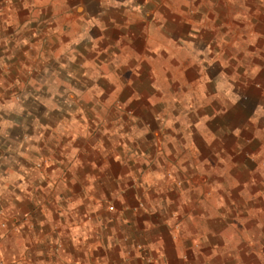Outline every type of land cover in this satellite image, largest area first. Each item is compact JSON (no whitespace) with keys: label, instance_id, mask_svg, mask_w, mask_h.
<instances>
[{"label":"crops","instance_id":"crops-1","mask_svg":"<svg viewBox=\"0 0 264 264\" xmlns=\"http://www.w3.org/2000/svg\"><path fill=\"white\" fill-rule=\"evenodd\" d=\"M63 1L34 0V8L23 3L20 14L34 10L50 24L44 29L42 23L35 25L32 33L22 36L25 43V38L35 37L24 43L32 48L31 57L21 50L15 58L13 45L4 46L0 56L3 261L11 264L18 256L23 259L19 264H264V115L235 124L228 112L235 111L240 91L233 82L223 89L218 68L210 73L211 90L199 77L189 91H180L185 123L164 124V141L172 150L162 155L154 148L158 126L145 142L132 139L131 128L136 127L127 126L128 141H89L84 147L85 123L74 119L73 107L29 106L25 98L22 103L13 101L18 89L23 96L47 88L56 94L58 88L44 82L47 77L111 81L155 79L157 74L183 80L155 67L176 63L156 39L166 46L176 38L172 33L188 29L178 21L180 14L169 8V0ZM195 2L200 15L209 18V26L200 20L202 28H225L232 33V46L248 49L251 61L230 55L221 62L231 69V80L242 67L248 83L245 93L250 103L259 98L257 109L264 112V0ZM246 17L253 21L244 23ZM25 24V32L31 30ZM217 56L207 63L216 62V67ZM138 60L147 65L139 66ZM104 85V94L112 92ZM219 107L228 114L225 118L215 114ZM163 108H153L152 118L165 112ZM60 111L71 115L60 119ZM176 128L181 138L169 135ZM247 130L253 139L250 145L244 141ZM170 167L184 182L178 189L164 179ZM140 176L146 180H138ZM115 196L116 209L107 205ZM143 202L147 209L141 210Z\"/></svg>","mask_w":264,"mask_h":264},{"label":"rangeland","instance_id":"rangeland-1","mask_svg":"<svg viewBox=\"0 0 264 264\" xmlns=\"http://www.w3.org/2000/svg\"><path fill=\"white\" fill-rule=\"evenodd\" d=\"M26 2L29 3L30 8H34V0H0V56L2 53V48L4 46L10 47L13 45L16 48L12 51L15 58L17 57V55H19V52L21 50L27 52V54L22 52V55L24 57L25 55L31 57L29 52H31L32 48H30V45L29 47H27L25 44H30L33 41L32 39L35 37L33 35L32 37L30 36L28 38H25L27 40V42L25 43L24 41H22L24 40L22 36L32 33L33 30L31 28H33L35 25L39 26V24L42 23L44 29V27L49 26L48 24H50V21L48 23V20H46V16L41 17L39 14L34 13V10L30 13L22 14L21 12L20 14L18 11L20 7L23 6V3ZM42 3L44 4V6L46 5L45 1H43ZM166 3H168L169 8L173 9L175 13L180 14V17H177L178 21L181 20L184 27L188 29L182 32L172 33L176 38H174L175 40H172V42L166 46L163 45L164 43L160 42V39H156V44H158L160 47H164L163 50H165L166 52H171L170 58H173L176 63L174 65L166 63H156L155 67L157 71L158 69L162 70V68H164L167 71H172L171 75H181V77H183V80L179 81L177 79L173 80L169 78L165 80L163 77L157 78V74L155 79L150 78L149 76V79H114L111 81L81 79L65 80L59 78L50 80L47 77V79H44V82L48 83L47 86H56L58 88V92L56 94H49L47 88L43 89L41 94H39L40 91H35L37 93L34 94L33 91H30L31 93L23 96L22 90L18 89L13 92V101L16 103H22V100H24L25 98L26 104L29 106H32L35 103H44L46 105H68L73 107L74 109H76L74 113V119H79L80 122L84 121L85 123L84 127L87 134L81 136V138L83 140L85 139V141L87 142V144L85 143L86 145H84V147H87L89 141L96 142L98 140H102L107 144H113L114 142L117 143L119 140L124 139L128 141L129 136L131 137V135H127L130 132L127 133L126 130L128 129V127L130 129L131 126L136 127V129H134V127L131 128L133 129L132 132L134 133L131 138L137 140L138 142H145L151 137L150 135L154 127L158 126V134L155 135L158 139L155 141L154 148L156 153H160L162 155L163 153L172 150L170 149L172 148L171 143L164 141L165 139L168 140V136H166L165 133L166 130L164 124L168 121L175 122L176 124L179 123L180 126L181 124L183 125V123H185L184 116L186 115V112H182V110L180 111L181 108L179 109V106L181 105V103L179 102L181 99L180 91H189L190 88H192L191 84L194 83L195 80L199 79V77H201L202 79L204 78L205 84L208 86V90L209 88L211 90L214 85V80L211 81L210 73L213 68H215V70L218 68L220 72L222 71L221 74L224 77L223 79H219L221 85L224 87L223 89L227 87L230 88L233 82L235 84V89L240 91V94L236 96L238 100L232 109L235 111L238 110V113L232 111L228 112V115L226 114V112H222L220 110V106V111L216 112L215 114L220 118H225L226 115L232 117L233 115L236 125L242 124L243 122H248L249 120L250 122H252L254 121V119L261 118V116L264 115V112L257 109V107H259V98H256V102L250 103V96L245 93L248 83L247 79L243 78L242 76V70L240 69L242 67H240L239 65V69H235L236 74L233 75L235 78L234 80H231V69L229 71L227 70V62H221L222 59L230 55L240 56L241 58L246 57L249 59V61H251L250 56L246 54L249 52L248 49L241 47L238 48L237 44L236 47L232 46L230 44L231 40L229 38L232 33L227 32L225 28H223L222 31H216L213 28L211 30L210 27V29L206 31L205 28H202V26L199 25L200 20L204 19L206 21L204 23L206 26H209L210 22L208 17L204 18L200 15V12L198 10L199 8L197 7L198 4L195 2V0H169ZM12 11H14V14H12ZM243 21L247 24L253 21V19H250V17H246V19L244 18ZM25 23L28 24V27L30 26L31 30L25 32ZM195 28H198V30ZM202 29L204 30L201 31ZM201 33L202 39L200 38L198 40V35H201ZM238 35H241V33H235L234 36L236 37ZM179 37H181L182 40H180ZM47 38L48 37L46 36L45 39ZM255 40H259V38H256ZM226 41H229V44H227ZM46 44L47 46H45V48L47 49V51H49L51 45L50 41H47ZM253 53V56L259 57V55L257 54L258 52ZM213 55H218L216 59L220 61V64H217L216 67V62H213V64L207 63L210 61L209 58ZM201 61H204L205 63ZM213 61H215V59H213ZM139 62L140 61L138 60L137 63L139 64V66H141V63L143 67L147 65L146 61L141 63ZM252 63L253 62H251V64ZM201 64L202 67L200 66ZM44 65L45 64H43V66ZM148 67H150V65ZM227 72H229V76ZM129 74L130 73H126V75ZM33 83L35 82L32 81L30 86H33ZM104 84H106V87L111 89L112 92L104 94L102 91V89L106 91ZM26 87L24 89L27 90L28 88ZM175 88H178V93L176 94ZM159 92L161 96L157 95L159 94ZM164 92L165 95L162 96V93ZM0 97L3 98L2 95H0ZM222 99L225 98L222 97ZM188 103H190V101H188ZM222 104L225 108L226 101H224ZM163 107L166 111L158 113L159 116L157 118H152L153 108L162 109ZM67 114L71 115V113H65L61 111L57 113L60 119H65V116ZM14 115L18 117V112H15ZM157 122H160L158 123L159 125L157 124ZM161 126H163L162 131L160 130ZM178 130L179 128L170 130L169 135L171 137L178 138V136L180 135V132H177ZM99 133L101 135H99ZM176 133L177 136L175 135ZM245 133L247 135H245L244 141L246 144L250 145L253 139L251 135L248 134V130L245 131ZM182 135L183 133H181L180 138L182 137ZM144 144L147 145L146 143ZM139 145L141 144L138 143V146ZM126 147H128V145ZM148 150L149 149H146L144 151L145 154ZM144 168H146V164H144ZM175 173L176 171L173 169V167H170L164 173V179L171 180L172 182L170 185L173 186V188L178 189L183 185L184 182L183 180L178 179ZM144 178L146 180V176H144L143 178L142 176H140L138 180L143 181ZM144 199H146V197H144ZM116 200V196L112 199L108 198L107 205L110 207L113 206L114 209H116ZM146 205L147 203L143 202V207H141V210H144L145 208L147 209ZM159 209L161 210V208H157L158 212ZM20 258L22 259V257L15 256V260H13L11 264H19L23 260H21ZM3 260V257L0 256V264H9L8 261Z\"/></svg>","mask_w":264,"mask_h":264},{"label":"built area","instance_id":"built-area-1","mask_svg":"<svg viewBox=\"0 0 264 264\" xmlns=\"http://www.w3.org/2000/svg\"><path fill=\"white\" fill-rule=\"evenodd\" d=\"M111 208H113V207H111Z\"/></svg>","mask_w":264,"mask_h":264}]
</instances>
